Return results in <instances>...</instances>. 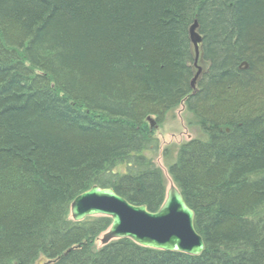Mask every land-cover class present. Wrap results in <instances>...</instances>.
Segmentation results:
<instances>
[{
	"label": "trees",
	"instance_id": "obj_1",
	"mask_svg": "<svg viewBox=\"0 0 264 264\" xmlns=\"http://www.w3.org/2000/svg\"><path fill=\"white\" fill-rule=\"evenodd\" d=\"M180 104L201 136L168 171L204 252L97 247L111 219L73 222L72 201L157 211L147 118ZM0 264H264V0H0Z\"/></svg>",
	"mask_w": 264,
	"mask_h": 264
},
{
	"label": "water",
	"instance_id": "obj_2",
	"mask_svg": "<svg viewBox=\"0 0 264 264\" xmlns=\"http://www.w3.org/2000/svg\"><path fill=\"white\" fill-rule=\"evenodd\" d=\"M197 23L189 29L193 52L194 68L197 71L190 81L191 90L199 79L202 68L198 65L202 39ZM149 127H155L154 119L147 118ZM160 208L149 212L145 206H134L114 193L112 189L92 187L78 195L70 205L73 222H81L88 217H107L111 225L103 234L101 245L115 240L128 239L141 247L198 256L205 250L201 236L195 231L194 214L183 200L174 184L166 191Z\"/></svg>",
	"mask_w": 264,
	"mask_h": 264
},
{
	"label": "rangeland",
	"instance_id": "obj_3",
	"mask_svg": "<svg viewBox=\"0 0 264 264\" xmlns=\"http://www.w3.org/2000/svg\"><path fill=\"white\" fill-rule=\"evenodd\" d=\"M166 117L162 124L153 127L155 130L154 135L158 139L157 151L153 154L146 153V155L152 157L156 166L162 172L163 183L167 191L170 185L173 184L168 169L175 161L178 148L192 138H200L201 132L196 125L195 118L186 111L183 104H180L175 111L168 113ZM103 234H100L97 238V247L101 246Z\"/></svg>",
	"mask_w": 264,
	"mask_h": 264
}]
</instances>
